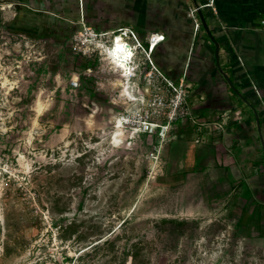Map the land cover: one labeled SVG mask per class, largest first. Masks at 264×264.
Here are the masks:
<instances>
[{"label": "rangeland", "instance_id": "obj_1", "mask_svg": "<svg viewBox=\"0 0 264 264\" xmlns=\"http://www.w3.org/2000/svg\"><path fill=\"white\" fill-rule=\"evenodd\" d=\"M67 20L0 1V264H264L256 212L172 169L195 131L153 119V95L171 96L149 45L130 102L107 56L114 35ZM145 111L166 132L123 120Z\"/></svg>", "mask_w": 264, "mask_h": 264}, {"label": "crops", "instance_id": "obj_2", "mask_svg": "<svg viewBox=\"0 0 264 264\" xmlns=\"http://www.w3.org/2000/svg\"><path fill=\"white\" fill-rule=\"evenodd\" d=\"M0 1L41 15L80 16L106 32L127 24L146 44L152 34L164 35L155 47L157 69L171 81L185 80L190 107L201 119L230 116L223 132H195L182 142L180 164L168 159L172 169L198 171L213 203L251 209L255 223H264V0ZM196 8L219 45V63L203 26L195 31L189 13Z\"/></svg>", "mask_w": 264, "mask_h": 264}, {"label": "built area", "instance_id": "obj_3", "mask_svg": "<svg viewBox=\"0 0 264 264\" xmlns=\"http://www.w3.org/2000/svg\"><path fill=\"white\" fill-rule=\"evenodd\" d=\"M200 9H192L189 13V16L193 19L195 24V31H198L202 28V23L198 18V11ZM84 28H87L84 23H81ZM261 25L264 27V20L261 22ZM90 32H94L92 28L88 27ZM113 35H126L127 40H132L133 47L136 50H143L144 53L148 54L147 48L139 41L136 36V33L130 28L118 29L111 32ZM96 34V33H95ZM108 33H103L101 35H106ZM98 36V35H95ZM165 40L164 35H154L152 34L149 38V52L153 53L155 45L157 46L159 43ZM151 67L157 73L158 77L164 80L166 83V93L171 96L169 103L165 97H160L158 93L153 95V104L149 106V108L153 107V119L154 117H167L168 124L170 125L172 122L178 119V117L187 119L192 127L195 129V132L200 135L210 134L214 131L223 132L227 125L229 124L230 116L228 113H224L220 119L215 121L203 120L199 116H197L191 109L189 101H188V86L185 80H180L178 83H175L169 79H166L164 75L157 69V67L150 61ZM76 85V83H74ZM175 96V99L172 97ZM150 111V110H149ZM149 111H145L144 115H132L131 117H123L125 123L138 124L143 128L144 132L154 133L157 128L163 129V133L166 132L167 127L160 125L155 122H150V114ZM157 126V127H155ZM195 143L199 144V138L196 139Z\"/></svg>", "mask_w": 264, "mask_h": 264}, {"label": "bare ground", "instance_id": "obj_4", "mask_svg": "<svg viewBox=\"0 0 264 264\" xmlns=\"http://www.w3.org/2000/svg\"><path fill=\"white\" fill-rule=\"evenodd\" d=\"M135 51L136 49L127 41V37L124 34H115L112 41V46L107 50L108 60H110L111 64L114 65V67L122 74V78L127 81V83L124 84L123 92L124 96H126L130 102L138 101V98L132 95L130 92L131 81L136 77L135 68L133 66ZM123 127L124 122L122 120L117 121L116 128L118 133L115 135V142H117L118 137L122 135L121 129Z\"/></svg>", "mask_w": 264, "mask_h": 264}, {"label": "trees", "instance_id": "obj_5", "mask_svg": "<svg viewBox=\"0 0 264 264\" xmlns=\"http://www.w3.org/2000/svg\"><path fill=\"white\" fill-rule=\"evenodd\" d=\"M197 9V8H196ZM198 15V14H197ZM44 17H46V16H44ZM65 17V16H64ZM55 18H57L58 20H62V21H68L69 22V20H67V19H71V20H73V21H76L77 22V19L79 20L80 19V16L78 17V18H73V17H70V16H66L65 18H61V17H55ZM190 19H191V21H192V23H193V26L195 27V24H194V21H193V19L190 17ZM84 21L87 23V21L84 19ZM87 25H89V23H87ZM75 27H72L73 28V30H72V32H74V31H77L78 29H82V25L81 24H77L76 23V25H74ZM89 27H92L91 25H89ZM123 28H129L128 27V25L127 24H125V25H122V26H120V27H118L116 30H118V29H123ZM130 29H132V28H130ZM133 30V29H132ZM70 31V30H69ZM134 31V30H133ZM135 32V31H134ZM142 43V42H141ZM142 44H144V46L146 47V48H148V43L146 44V43H142ZM154 52L152 53V55H153V58H155V55H156V53H157V48H154V50H153ZM173 82H175V83H178L179 81H173Z\"/></svg>", "mask_w": 264, "mask_h": 264}, {"label": "water", "instance_id": "obj_6", "mask_svg": "<svg viewBox=\"0 0 264 264\" xmlns=\"http://www.w3.org/2000/svg\"><path fill=\"white\" fill-rule=\"evenodd\" d=\"M198 15H199V18H200V21H201V23H202V26H203V28L205 29V31L207 32V34L209 35V37L212 39V41L215 43V45H216V53H215V58H216V61H217V63H219V45L217 44V42H216V40L214 39V37L212 36V34H211V32H210V30H209V28H208V26H207V23H206V21H205V18H204V16H203V13H202V11H198ZM227 81H228V83L231 85V83H230V81L227 79ZM231 87H232V85H231Z\"/></svg>", "mask_w": 264, "mask_h": 264}, {"label": "flooded vegetation", "instance_id": "obj_7", "mask_svg": "<svg viewBox=\"0 0 264 264\" xmlns=\"http://www.w3.org/2000/svg\"><path fill=\"white\" fill-rule=\"evenodd\" d=\"M149 45V44H148Z\"/></svg>", "mask_w": 264, "mask_h": 264}]
</instances>
